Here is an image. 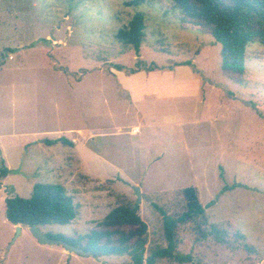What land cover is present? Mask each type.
Wrapping results in <instances>:
<instances>
[{
    "label": "rangeland",
    "instance_id": "rangeland-1",
    "mask_svg": "<svg viewBox=\"0 0 264 264\" xmlns=\"http://www.w3.org/2000/svg\"><path fill=\"white\" fill-rule=\"evenodd\" d=\"M130 1L0 0V171L9 170L0 183V264L131 263L128 256L69 255L41 245L27 227L19 232L6 220L5 200L29 199L36 184L62 185L79 209L71 225L42 233L75 238L116 207L136 208L139 188L149 250L168 246L161 211L181 216L183 191L197 188L205 229L217 225L228 242L202 238L197 223L179 225L176 250L193 257L187 264H264V46H247L244 84H235L221 69V45L183 23L173 0ZM137 13L146 24L140 54L116 38ZM139 60L192 61L203 75L200 98L132 105L116 88L122 73L115 67L131 69ZM137 110L146 115L138 119ZM135 126L139 135L130 133ZM80 128L120 129V136L80 139L75 148L85 149L47 146L79 138ZM89 145L108 162L95 159Z\"/></svg>",
    "mask_w": 264,
    "mask_h": 264
},
{
    "label": "trees",
    "instance_id": "trees-1",
    "mask_svg": "<svg viewBox=\"0 0 264 264\" xmlns=\"http://www.w3.org/2000/svg\"><path fill=\"white\" fill-rule=\"evenodd\" d=\"M147 0H132L129 7L143 5ZM175 10L182 14L181 21L213 37L222 47L221 69L227 78L235 83L244 84L245 59L247 46L258 43L264 46V0H173ZM145 16L137 13L127 26L121 28L116 38L125 47H133L140 54L145 38ZM190 66L194 72L203 77L191 61L182 63ZM156 62L147 63L139 60L135 67L127 69L116 65L117 71L136 74L141 71L162 70ZM171 68V67H168ZM57 142L70 145L65 138ZM54 144V142H50ZM9 170L2 168L0 183L7 177ZM186 200L185 212L172 218L163 211L164 235L168 242L166 248H149L147 223L138 215L139 208L119 206L114 208L102 221L98 222L87 235L69 237L65 235L49 236L65 240L76 247L84 249L96 259L106 256H128L130 264H158L163 259L174 260L180 264L193 262L191 255L177 252L176 230L179 225L197 223V232L202 238L213 237L219 243L228 242L227 231L217 225L207 226L206 208L200 202L197 188L183 191ZM6 220L14 226L71 225L79 215L78 205L67 196L62 185L36 184L29 199L19 196L7 197L5 200Z\"/></svg>",
    "mask_w": 264,
    "mask_h": 264
},
{
    "label": "crops",
    "instance_id": "crops-1",
    "mask_svg": "<svg viewBox=\"0 0 264 264\" xmlns=\"http://www.w3.org/2000/svg\"><path fill=\"white\" fill-rule=\"evenodd\" d=\"M161 67L167 68L151 72L141 71L136 74H128L126 71L125 73H123L124 71H119L122 74L120 77L118 76L119 78L117 77L118 79H116L118 83V87H116L118 92L120 93L124 91L127 97L126 100H128L129 103L134 106L144 105L143 107L145 109H148L149 106L153 103V98L158 99L159 101L166 100L167 102L178 97L200 98L202 82L200 76H198L194 72L192 67L182 65V63H179L173 67ZM179 91H182L183 94L179 93ZM149 111L152 112L153 110L150 109ZM139 114H144V116L146 115L145 111L140 112L139 110H137L136 117L138 119H140ZM140 127L141 126H135L134 129L130 131V133H132V135H139L142 131ZM119 131L120 129L101 131V128H98L97 130H91L90 128L85 130L83 128H80L76 130V134L79 138L73 139V141L69 142L72 147L74 146V150H77L78 148L85 149L87 148L85 145L75 148L80 145V139L89 140L92 142L96 140V138H110L116 135L120 136ZM86 133H90L89 137L86 136ZM50 142H54V144L58 143L57 141H47L46 144L49 147L54 145L50 144ZM93 146L94 145H89V151H91L93 157H95V159L108 162L105 155L101 154V152H98L97 150L92 149ZM75 153L77 152H74V154L72 155H75ZM57 159L58 158H56V161ZM55 164L58 165V163L56 162Z\"/></svg>",
    "mask_w": 264,
    "mask_h": 264
},
{
    "label": "water",
    "instance_id": "water-1",
    "mask_svg": "<svg viewBox=\"0 0 264 264\" xmlns=\"http://www.w3.org/2000/svg\"><path fill=\"white\" fill-rule=\"evenodd\" d=\"M136 193H137V197H138V201H137V207H138L141 200H142V194H141L139 188H136ZM29 229H30L32 235L34 236V238L37 239L41 245H48V246L59 245V246H62L69 255L76 254V255L84 256V257L90 256V254L88 252L84 251V249L76 247L75 245H73V244H71L65 240L53 239V238L43 234L41 229L37 226L30 227ZM17 230L20 232L22 230V226L18 225Z\"/></svg>",
    "mask_w": 264,
    "mask_h": 264
}]
</instances>
